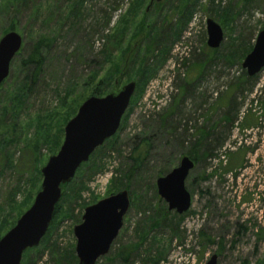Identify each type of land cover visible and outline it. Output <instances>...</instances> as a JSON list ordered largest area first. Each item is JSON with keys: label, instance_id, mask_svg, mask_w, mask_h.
<instances>
[{"label": "rangeland", "instance_id": "obj_1", "mask_svg": "<svg viewBox=\"0 0 264 264\" xmlns=\"http://www.w3.org/2000/svg\"><path fill=\"white\" fill-rule=\"evenodd\" d=\"M208 19L223 32L217 49L206 45ZM169 26L176 28V36H170ZM263 28L264 0H0V38L12 31L23 40L0 88V112L21 79L20 62L27 50L40 38L47 46L39 85L16 118L0 120V165L8 153L16 167L0 172V204L19 173L25 172L20 182L29 179L33 160L27 148L32 143L38 144V170L58 152L63 128L78 109L69 112L71 104L103 97L92 94L99 81L105 92L103 86L109 84V91L115 83L118 88L136 84L117 132L63 187L54 220L39 245L23 253L21 264H77L73 228L81 223L84 209L124 190L130 206L122 228L95 264H120L114 255L129 246L140 247L129 256L131 264H142L144 250L150 249L152 256L156 247L162 255L157 264H205L213 254L216 264H264V107L260 100L249 103L255 91L264 94V69L236 87L245 73L243 59ZM159 31L168 36L161 44L166 49L157 47L149 55L150 75L142 78L143 64L137 60ZM54 91L64 97L63 103ZM233 96L232 120L226 123L222 119ZM245 115L255 118V125L242 130ZM42 124L50 129L43 130ZM200 132L206 135L202 146L213 147L212 157L226 155L220 167L212 157L199 155V162H193L185 180L190 208L177 215L167 210L155 182L188 157ZM236 150H242L241 160L229 165ZM140 152V165L125 179L130 158ZM13 201L24 199L17 194ZM9 206L1 214L7 218Z\"/></svg>", "mask_w": 264, "mask_h": 264}, {"label": "water", "instance_id": "obj_2", "mask_svg": "<svg viewBox=\"0 0 264 264\" xmlns=\"http://www.w3.org/2000/svg\"><path fill=\"white\" fill-rule=\"evenodd\" d=\"M206 34L207 47L217 49L223 41L221 27L208 19ZM22 44V37L16 32H8L0 38V85L7 79L11 62ZM241 68L248 77L264 69V28L256 36ZM135 88L133 81L120 88L115 83L103 97L91 96L78 107L63 128L58 152L39 170L40 189L32 204L0 238V264H21L23 253L39 245L52 221L54 208L63 196V186L71 182L77 169L117 132ZM193 169V161L183 157L176 168L156 180L157 194L168 211L181 215L190 208L191 196L185 189V180ZM129 206L130 199L124 190L84 209L81 223L73 228L77 264H95L109 252ZM216 262L217 256L213 254L205 264Z\"/></svg>", "mask_w": 264, "mask_h": 264}, {"label": "trees", "instance_id": "obj_3", "mask_svg": "<svg viewBox=\"0 0 264 264\" xmlns=\"http://www.w3.org/2000/svg\"><path fill=\"white\" fill-rule=\"evenodd\" d=\"M10 30H13V29L10 28ZM169 30H170V36L171 37L176 36L175 34L177 33V30H176L175 27L172 28V26H169ZM167 37L168 36L164 32L161 33L159 31L157 33H154V35L147 40V43H146V45L144 47V49L147 50V51H145V53H143L142 57H140V59L137 60L138 63L143 64V69L139 71L140 77L143 78L145 76L150 75V67L147 64L149 62V60H150L149 59V55L152 56V52L155 51V49H157V47H162L163 51H164L166 48H164V46L161 45V44H162V42H164V39H166ZM46 47H47L46 46V41L40 38L33 44V46L31 48H29V50H27L26 56L24 58H22V60L20 62L21 66H20V72L19 73L21 75V79L18 82V84L11 89V92L9 93V97H8L7 103L4 106V108H2V110L0 112V120L4 119L5 116H7V115L10 116V117L16 118L17 117V113L20 110V107L26 101V99L28 98V95L31 93V91L33 89H35L39 85L38 83H40V82L38 81V78L41 77V68H42L43 63H44V58H43L42 51H43V49H46ZM249 50H250V48H248V49H246V51L242 52L238 56V60L241 59L247 52H249ZM162 52H161V54H163ZM17 55H19V52H18ZM234 58H236V57L234 56L233 59ZM102 59H105L104 55H103ZM254 77H248L246 75V73L242 72V77L238 80L236 87L238 88V86H239V88H240L243 85H247L249 83V81H251ZM5 81L0 85V88L3 86ZM101 84H102V82L99 81L98 84H97L98 88L95 89L92 92L93 95L101 96L103 94L104 95L107 94L106 92H110L109 91V89L111 88L110 84L108 86H103V88L105 87L108 90L106 92L100 90L101 88H99V87H101ZM69 89H71V85L69 87H67L63 91V93L61 95L63 96L66 92H68ZM57 91H54V92L57 94L59 99H62V100H60V104H61V103H63V98L64 97L63 98L60 97ZM257 93L259 94L258 96H257ZM65 100H66V98H65ZM234 100H235L234 96L231 97V99L229 100L227 113L225 114L224 118L222 119L226 123H230V121L232 120V118L230 116V113H232V109L234 108ZM259 100L261 101L260 102V106L264 107V94L262 95V90H260L259 92L255 91V96L252 97L251 100H249V103L251 105L254 102H257ZM78 104L80 105V103L71 104L69 112H71L72 114L75 113L76 108L79 107ZM39 119L40 118H38L37 120H39ZM64 119L65 118H63V120ZM38 123H36V128L40 124V123L39 124ZM254 123H255V118H253L252 116L245 115V116H243L241 118V122L239 123V127L242 130L243 129H248V128L254 126L255 125ZM41 128L43 130H45L47 128L50 129V126L48 127L47 124H42ZM11 131H12L11 133H13L12 129H11ZM43 134L45 135L44 131H43ZM57 134H59V137H57V138H59L61 140L62 134H61V128H59V127L57 129ZM199 135H200L199 139L192 145L191 150L187 154L188 157L195 164H197L199 162V160H200L199 155L201 156V159H204V160L207 159L208 157H210V158L212 157V149H213V147H211L212 145H207V146L203 145L202 146L203 138L205 139L206 135L204 133H202V132H200ZM3 138L6 139L5 136ZM207 138H209V136ZM60 140H59V142H60ZM3 141L5 143H8V142H6V140H3ZM215 142H217V143L219 142L218 137L215 138ZM37 145H38L37 143H32V146L30 145V147L27 148V149H29L30 155L32 156L31 160H33L31 162L33 165L30 167L31 171L30 170L27 171L28 175H29V179L25 180L27 182H25V181H24V183L20 182L21 181V177H22V175L25 172L19 173L20 177L17 178L18 181H17L16 185L13 186L9 190V192L5 196L4 202H2V204H0V238L10 228H12L14 226L16 220L20 217V215L22 213H24L29 208V206L32 203L34 195L40 189V187H39V183L41 181V179H40L41 177H40V173H39L40 169L38 170V167L35 165L36 155H37L36 151L38 149ZM27 146H29V145H27ZM100 147H98L95 151L100 150L101 149ZM199 148H200V150L203 151L201 154H199L200 151L198 152L196 150V149H199ZM242 153H243L242 150H236L235 153H232L233 155L230 157L229 165H235L236 166L241 160ZM141 154L142 153L140 152V153H138V155L136 157L132 156L130 158L132 163H131V166L123 174L125 179H128L129 176L132 174V172H135L136 168L140 165V163L142 161ZM225 155H226V152L223 155L220 154V155H215L214 157H212L213 159H216L218 161L219 167H220V164L223 162L222 160L225 158ZM221 157H223V158L221 159ZM228 158L229 157H227V159ZM1 161H2V163L4 165L3 166L0 165V172H1V170H5V169L16 170L15 169L16 167L12 163L10 154L6 153L5 157H3L1 159ZM83 165H85V163L82 164L80 167H82ZM78 169H77V171H78ZM229 170H231V169L228 167V169L225 170L224 173L226 171H229ZM27 172H26V174H27ZM215 173H216V171H214V174ZM68 184L64 185L63 187L67 186ZM17 194L22 195L23 199H24V201L20 202V204H16V202L13 201L14 197H16ZM5 202H8L7 204L10 205L8 207L9 208V218H7L8 216L5 217V216L1 215V214H4V212H6V210H4V205L7 206V204H5ZM57 208H58V206L56 205L55 208H54L52 221L54 220V218L56 216ZM153 227L154 226H152V228ZM155 243L156 242L153 240V242L151 243V246H155ZM139 248L140 247L129 246V247L121 248L120 250H117L115 255H114V261H117L120 264H131L129 262V256L133 252L134 253L138 252L137 250ZM155 251H156V254L151 256L150 249H145L144 250L145 258L143 259V263L142 264H157L162 255L159 254L160 251H159L158 247L155 248ZM72 256H73V253H72ZM63 261H61V263H60L59 260H56L54 262V264H65V263H63ZM66 264H68V263H66ZM70 264H74V262L71 261Z\"/></svg>", "mask_w": 264, "mask_h": 264}]
</instances>
